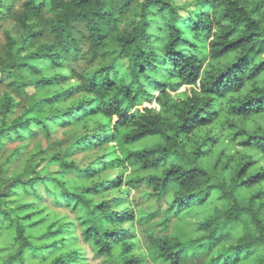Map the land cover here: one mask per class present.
Instances as JSON below:
<instances>
[{"label":"trees","instance_id":"trees-1","mask_svg":"<svg viewBox=\"0 0 264 264\" xmlns=\"http://www.w3.org/2000/svg\"><path fill=\"white\" fill-rule=\"evenodd\" d=\"M15 1L0 0V18L23 30L20 40L7 34L0 73L18 95L35 87L28 114L40 116L9 121L17 104L5 93L0 147L37 127L50 135L80 122L84 131L32 176L0 170V238H9L0 264H87L83 243L121 264H264V0H24L13 13ZM79 23L93 58L107 63L75 74L67 62L78 58ZM46 34L51 41L34 44ZM92 148L103 156L87 157ZM76 152L86 167L69 160ZM44 163L120 173L74 192Z\"/></svg>","mask_w":264,"mask_h":264},{"label":"rangeland","instance_id":"rangeland-1","mask_svg":"<svg viewBox=\"0 0 264 264\" xmlns=\"http://www.w3.org/2000/svg\"><path fill=\"white\" fill-rule=\"evenodd\" d=\"M24 0H16L12 5L13 13H19L22 10V3ZM121 0H114L115 5L119 4ZM51 15L47 14L46 18H50ZM126 26H122V30L125 29ZM22 28L17 24L14 20L13 16H7L5 19L0 18V56L5 59L6 51L8 45L7 34H11L15 39L20 40L22 35ZM76 36L79 41V54L76 60H70L67 62V67L69 69H73L75 74H80L83 71H93L95 65L97 64H106L107 60L103 57L93 58V53L89 50L90 48V40L88 39V31L87 26L84 23H79L75 25ZM52 36L46 34L44 38L40 41L35 42V45L40 44L41 42L51 41ZM31 43V46H34ZM24 55V54H23ZM74 82L77 77L73 75ZM7 78H3L0 73V106L3 101V97L5 93L10 94L15 103L17 104L14 112L10 115L9 121L16 119L20 116L24 115H35L40 116L38 113L34 112V114H28V108L30 103L34 100L33 95L36 93V89L34 86L29 87L22 93L18 95L13 91L12 87L8 84ZM72 82L67 81L63 86H67ZM190 87H183L179 90V92H183L184 90H190ZM42 94L45 97L46 91L42 89ZM80 97L78 94H74L72 97L67 100V103H72V101L76 100ZM153 106L156 105L155 101L151 104H144L140 108L143 109L145 106ZM1 123V118H0ZM80 122H77L73 125H70L66 128L55 125L52 128L51 134L47 135L40 127L35 129V133L33 136L26 138L24 140H9L6 139L5 144L0 147V170L2 173V178L14 177L17 175H33V169L37 166L43 158L48 159L50 156L56 153H67L72 148L74 142L77 138L83 133L84 128L80 125ZM104 152L102 150H96L92 148L88 153L87 157L90 159L93 157L103 156ZM85 153L76 152L75 154H71L69 156V160H76L79 163L81 162L82 167H86L88 165V161H83V157ZM211 163H214L212 160ZM261 164H264V159L261 160ZM47 163H44L41 167L46 171V175L48 177H61L62 180L66 181V185L68 189L74 192L81 191L84 187L92 185L102 179L105 176L113 178L114 176L119 175V171L117 169H109L106 172L99 173L97 176H80L76 171H68V172H59L58 163H52L49 166H46ZM40 170V167L38 168ZM131 172L129 169L127 172H124V176L126 177ZM124 188L119 190H108L105 191L102 195L95 196V202H100L103 199H111L113 197H119L123 195ZM127 197V195H126ZM129 200L135 203V200L139 199V194L136 191H131L128 196ZM143 203V201H142ZM48 206L52 208L54 212L58 213L59 217H67L69 220H76V214L66 207H57L53 206L52 203H49ZM139 235V232L137 231ZM8 234H4L0 238V249L5 244L8 243L9 238ZM140 236V235H139ZM86 250V261L87 264H121L118 258L113 256L107 257H97L91 251L90 246L86 243H83ZM145 247V243L143 242L142 248ZM1 252V250H0ZM1 255V253H0ZM187 264H206V260L204 257L188 259Z\"/></svg>","mask_w":264,"mask_h":264}]
</instances>
